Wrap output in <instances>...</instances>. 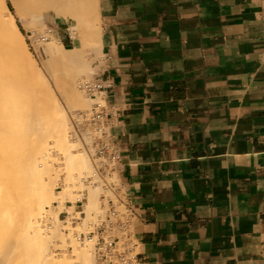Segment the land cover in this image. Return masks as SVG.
Here are the masks:
<instances>
[{
	"label": "crops",
	"instance_id": "crops-1",
	"mask_svg": "<svg viewBox=\"0 0 264 264\" xmlns=\"http://www.w3.org/2000/svg\"><path fill=\"white\" fill-rule=\"evenodd\" d=\"M98 15L134 264H264V0H98Z\"/></svg>",
	"mask_w": 264,
	"mask_h": 264
},
{
	"label": "bare ground",
	"instance_id": "bare-ground-1",
	"mask_svg": "<svg viewBox=\"0 0 264 264\" xmlns=\"http://www.w3.org/2000/svg\"><path fill=\"white\" fill-rule=\"evenodd\" d=\"M12 2L15 5L14 11L9 8L6 0H0V29L4 31H14L17 38H13L12 35H9L8 39L13 47L18 46L21 41L23 44V37L18 28L17 20H20L23 24L27 23L29 20L33 25L38 23L45 24L46 15L44 11L47 9H51L55 11V13L59 12L58 10L60 9H66L67 14L70 13V10L74 11L72 12V16L77 19V24L71 28L73 36L79 35L83 28L88 30L92 28L91 30L95 34L93 35L100 40L99 15L95 11L92 14L83 13L80 10V5L81 3L83 4L84 0H12ZM92 4L93 9H96L97 11L96 0H93ZM36 6L38 7L37 9H35ZM68 15L63 13L60 17L70 22L71 20H69L70 17L68 18ZM48 32H52V29H49ZM42 38L45 39L46 37ZM42 38L41 41H43ZM41 45L46 51V56L48 57L45 61L50 64L53 63L52 57L72 54V56L63 57V60L65 64L68 63V59H71L73 67L70 66L72 68L66 69L68 70L66 76L59 79L60 82L58 81L59 89L65 96L67 102V104L65 103L67 109L65 108V110H61L57 107L58 104H53V102L50 103L49 101L51 99L54 101V97L50 100H46V96L44 97L43 93L46 90L49 91V89L45 87L47 86V81L39 82L40 79L27 77L26 79L24 78V80L22 79L20 81L22 84L20 83L17 87L13 86L14 81L10 83L8 78L0 76V99L2 100H0V118L7 119L5 116H7V113L9 112L11 114L9 115L14 117L15 114H17L16 110L18 109L19 111L20 104L22 106L20 108H23V111L21 109L20 111L25 112L22 116L25 115L26 117H24V119L21 117L25 120L22 122L24 123L23 126H25V124L26 126L24 129L22 128L24 133L20 128V131L22 132L21 135H23L18 136L23 141L21 139L20 142L14 141L17 146L19 143L18 147L12 142L11 144L16 148L14 147L13 151L9 152V155H13L14 169L18 166L16 163L24 161L20 165L17 173H20V178L18 177L17 181L14 180L12 182L10 189L8 191L6 190V193L2 191L4 189L1 190L0 188V264H9L11 259H9V261L8 256H11L12 254L17 255L15 256L16 258L20 255L19 257L21 259L18 258L19 260H17L18 262L16 261V264H61V259H57L58 257L56 258L53 247L58 246L59 248H63L67 244V239H72L71 241H73V227L71 220L64 222L54 214H57L56 209H67L64 203L66 198H81V196H77V194H70V187L77 186L83 191L86 186V181L88 180L87 176L92 172L91 158L87 156L88 154L85 153V151L83 153V150H81L80 153L78 150V145H80L81 141L78 138L79 141H71L72 132L75 131L73 130L75 125L71 122L72 119L70 114L74 112V109H76L78 105L85 101V98L76 85V76H80L81 74L77 73L83 70H89L93 60H91V58H89V60L87 57L84 61V59H80L79 56L72 59L73 53L65 48L57 33L51 34L50 40ZM96 49L99 51L101 50L100 42H98ZM59 59L55 60V64L61 65ZM67 67H69L68 64ZM55 69L52 68L51 70L55 71ZM83 81L84 80L78 85L81 89V83ZM56 82L57 81L55 80V83ZM37 89L42 92L41 96L44 97V100H37V103H35L34 100L28 101L27 97L31 96V94L33 95ZM83 91L85 92V90ZM28 94L29 96H27ZM36 97L37 96L34 98L35 100L38 99V97ZM47 97L49 98L50 96ZM17 104H19L18 108L16 106ZM17 116H19V114ZM13 120L18 121V119L16 120L14 118ZM18 130L19 129H17V131ZM20 131L16 134L18 135ZM87 131L88 134H85L87 136L86 142L91 140L89 139L91 138L89 130ZM90 142L91 141L88 142V145ZM5 146L6 141H0V159L4 158L8 153ZM57 182H63V186H61V188H64L63 191L56 189L55 185ZM88 187L90 195L88 201L85 202V210L83 213V218H85L86 221L89 216H92L95 212L99 213L100 208L97 199V195L100 194L97 192L99 189H96L97 187H93V189L92 186ZM70 210L71 208L69 210L67 209V211ZM71 212L68 213L69 216L74 215L71 214ZM19 214L22 217L21 220ZM17 217H19V220ZM14 218L17 222H20L19 227L16 224L17 222L14 223L19 230L17 236V228L15 229V227L12 226ZM64 229H68L69 233H64L65 235H63L62 230ZM14 235L16 236L15 238ZM82 242H84V240ZM85 246L87 245L85 244ZM7 261H9V263Z\"/></svg>",
	"mask_w": 264,
	"mask_h": 264
},
{
	"label": "rangeland",
	"instance_id": "rangeland-1",
	"mask_svg": "<svg viewBox=\"0 0 264 264\" xmlns=\"http://www.w3.org/2000/svg\"><path fill=\"white\" fill-rule=\"evenodd\" d=\"M6 1L8 3L9 8L12 11H14L15 5L12 2V0H6ZM92 1L93 0H84L83 4L81 3V5H80V10L85 14H92L94 11L96 13H98V0H96L97 11H96V9H93ZM37 8L38 7L36 6L35 9H37ZM58 11L59 12L55 13V11H53L51 9L45 10L44 11L45 15H46L45 24L44 23H38V24L33 25L30 20L27 23L23 24V22H21L20 20H17L18 28L20 29L22 37H23V44L21 41V43L15 47H13L8 40L9 35H12L13 38H17L16 35L14 34V31H12V30L11 31H7V30L4 31V30L0 29V76L8 78L10 83H12V81H14L13 86H17V87L20 83L22 84V82H20V81L22 79L24 80V78L26 79L27 77H30V78L32 77L34 79H40L39 82L40 81H43V82L47 81V86H45V87L47 89H49V91L46 90L47 92L45 91L43 93L44 97L46 96V100H50L51 98L54 97V101L51 99L49 102L50 103L53 102V104H56V105L58 104L57 107L59 109L65 110V108L67 109V105H65V103L67 104V102H66L65 96L61 93L58 85L60 82L59 79H61L62 77L64 78L66 76V73L68 71L66 69L73 67V64L71 63L72 60L68 59L67 60L68 63L64 64L63 57H69V56H72V54H66V55L64 54L62 56L60 55L58 57H52L53 63L50 64L49 62L47 63L45 61L48 57L46 56V51L42 48V45H41V44L48 42L50 40L51 34L56 33L55 28L57 27V25H59L60 27H63V28L69 27L70 32L71 33L73 32L71 28H72V26L77 24V19H75V17L72 16V12H74V11L70 10L69 11L70 13H68L69 15L67 14L66 9H60ZM63 13H65V15H68V18L70 17L69 18V20H71L70 22L68 20H64L60 17V15H63ZM49 29H52V32H48ZM91 29L88 30V29L83 28L82 31L79 33V35L74 36V37H78L80 39V43L77 44L75 48L69 49V48L65 47L67 50H70L73 53L72 59L79 56L80 59H84V61H85V59H87V57H88V59L91 58V60H93L92 65L89 67L90 68L89 70H83L84 72L81 71V72L77 73V74L81 73L80 76L79 75H77L78 77L76 76V78H77L76 85L78 87V90L80 91V93L85 98L84 100L87 102L84 101L83 103L78 105L77 108L74 109V112H72L70 114L71 119H72L71 122L73 125H75L74 129H73L75 131L72 132L73 134L71 136V141L76 142L78 139L81 141L80 145H78V150L80 153H81V150H83V153L85 151V153L88 154V155L87 154L86 155L89 156V158H91V160L90 159L89 160H90V162L92 161L91 162L92 172L90 171L91 174L89 173V175H88L89 177L87 176L88 180L86 181V186L84 187L85 189L83 191L80 190L81 188L77 187V186L76 187H73V186L70 187L71 188L69 191L70 194H74V195L77 194V196H81V198H66V200L64 201L66 208L68 210L71 208V210L67 211V209H64V208L63 209H56L57 214H54V215H57V218L63 220L64 222L71 220L72 221L71 222L72 227L75 229L74 230L72 228L73 238H74L73 241H71L72 239H67V244L63 248H59L58 246L53 247L56 258L58 257L57 259H61V264H63V262H64V264H99L97 259H96V255H95V242L87 241V239H85L83 237V233L86 234L89 231L94 230L95 226L98 224L99 217L105 213L107 207L109 206V204H110L109 201L112 200L114 202H118L121 199L122 193H123L121 186H120L119 179L117 178V174H115L114 178L112 179V181L116 184V186H112L110 184V179H108V178L106 180H103L99 176H93V173L96 172V168H97V161H96V157H95L96 149H95V146L93 143V141H94L93 137L91 136L92 130H91V128L88 124V121H87L88 112H89L90 107H91V99L86 94V92H84L78 86L83 79L95 77V73L97 71L96 67H95V62L101 57L100 51L96 49V46L98 45V39L96 38V36H94L95 34ZM49 33H50V35H49ZM88 33H89V35H88ZM72 35H73V33H72ZM91 35H92V37H91ZM42 37H46V38L44 39ZM41 38L43 41H41ZM71 52H69V53H71ZM89 56H91V57H89ZM57 59H59V62L61 65L55 64V62H56L55 60H57ZM59 62H57V63H59ZM67 64L69 65V67H67ZM48 66H50V67H48ZM70 66H72V67H70ZM52 68H54V69L59 68V69H57V70L55 69V71H54V70H51ZM53 78H55V79H53ZM55 80L57 81L56 83H55ZM48 81H49V83H48ZM48 84H49V86H48ZM37 91H38V89L33 93V95L31 94V96H29V94L27 95V96H29V97H27L28 101L34 100V102L37 103V100L41 101V99L44 98L41 96L42 92H40V91L37 92ZM55 95H57V96H55ZM35 96H37L38 99L35 100L34 99ZM47 96H50V97L48 98ZM19 104L16 105L17 108L19 107ZM20 107H22L21 104H20ZM20 107H19V111H20V109L21 110L23 109ZM62 107H63V109H62ZM19 111H18V109L16 110L17 114H15L14 117L10 116L11 114L9 112V113H7V116H5V117H7V119L6 118L5 119L0 118V131H1L0 132V137H1L0 141H6L5 147H6V150H8V153L6 154V156L4 158L0 159V188H1V190L4 189L2 191L5 193H6V190L8 191L10 189L12 182L14 180L17 181L18 177L20 178V176H19L20 173L19 174H17V173H18V169H19L20 165L24 162V161H20L19 163H16V164H18V166L14 169L13 155L12 154L9 155V152L13 151V148L15 146L16 147L19 146V143L17 146V144L15 142H18V141L20 142L22 140L18 136L21 135L22 132L24 133V131H22V128L24 129V127L26 126V124H25V126H23L24 123H22L23 121H25V120H23L25 115L22 116V114L23 113L25 114V112H22L23 110L20 112ZM18 114H19V116H17ZM50 114H51V112H50ZM13 118L16 120L18 119V121H14ZM19 118H20V121H19ZM1 119H3V120H1ZM1 121H2V123H1ZM6 127L9 129H7ZM20 128H21L22 132L20 131ZM17 129H19L18 131H20L18 135L16 134V133H18ZM86 129L89 130V134L91 137V138H89V139H91V140H89V141H91L89 145H88L89 141L86 142L87 136L85 134H88V131ZM3 135H5V136H3ZM12 142L15 145L14 147L11 144ZM90 177H94V178L90 179ZM97 178H98V180H97ZM62 183L61 182L56 183L55 187L57 190H60V191L64 190L63 187H62L63 189L61 188V186H63ZM101 183H102V185H101ZM88 186H90V187L92 186V188L97 187L96 189H99L97 192H98V194L99 193L100 194L97 195V199H98L100 208H99V213L95 212V214H92V216H89V218L86 221V219L83 218V213L85 210V202L88 201V198L90 195V191H89ZM70 194H69V196H70ZM78 199H81V201L77 202ZM71 211H73V212H71ZM70 212H71V214H74V215L69 216L68 213H70ZM17 219L19 220V217H17ZM21 219H22V217L20 215V220ZM84 219H85V221H84ZM15 220L16 219L14 218V222L12 223L13 224L12 226L15 227V229L17 228L16 230L18 233L14 232V233H17L16 234V236H17L19 234L18 227L20 225V222H17V220L16 221ZM14 223H16L18 225V227H16V224L14 225ZM62 231H63V233H62L63 235H65L66 233H69L68 229H64ZM16 236L14 235V238ZM79 236L81 238H79ZM83 240H84V242H82ZM84 243L87 246H85ZM75 245H77V246H75ZM15 256H17V255L12 254L11 256H8L9 257L8 260L11 259V261L9 260L10 263L16 264V261L19 260L18 258H20L19 257L20 255L18 256V258H16ZM14 259H16V260H14ZM9 261H7V262L9 263Z\"/></svg>",
	"mask_w": 264,
	"mask_h": 264
},
{
	"label": "built area",
	"instance_id": "built-area-1",
	"mask_svg": "<svg viewBox=\"0 0 264 264\" xmlns=\"http://www.w3.org/2000/svg\"><path fill=\"white\" fill-rule=\"evenodd\" d=\"M83 80L81 87L91 99L87 121L92 130L96 149L97 168L93 176H99L103 180L108 178L110 184L116 186L112 179L115 174L118 178L121 153L112 142L110 134L112 122L107 93L111 84L97 76ZM80 201L81 199L77 200ZM109 202L95 229L83 233V237L89 242H95V255L99 264H134L138 256L134 236L135 211L123 197V193L118 202L112 200Z\"/></svg>",
	"mask_w": 264,
	"mask_h": 264
}]
</instances>
